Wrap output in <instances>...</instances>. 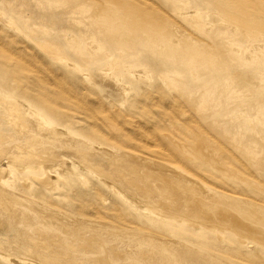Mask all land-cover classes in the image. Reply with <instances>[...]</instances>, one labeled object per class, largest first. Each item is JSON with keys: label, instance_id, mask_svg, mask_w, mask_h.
<instances>
[{"label": "rangeland", "instance_id": "374dc122", "mask_svg": "<svg viewBox=\"0 0 264 264\" xmlns=\"http://www.w3.org/2000/svg\"><path fill=\"white\" fill-rule=\"evenodd\" d=\"M191 11L198 13V23L186 15ZM73 36L78 47L68 41ZM47 41L56 45L55 53L42 46ZM256 44L262 51L252 59L255 51L248 47ZM201 83L220 91L210 94L203 106L192 102L203 90ZM228 90L235 93L228 95ZM7 96L64 114L61 128L79 131L76 136L97 160L106 157L109 147L113 153L124 148L143 151L151 162L172 168L176 182L185 176L195 179L206 195L222 200L223 208L243 215V208L264 203V152L253 159L264 151V0H0V151L13 146L1 110ZM245 112L243 123L237 114ZM253 114V121H247ZM245 137L251 142L243 145ZM57 140L43 145L59 155L55 161L61 167L52 174L74 162L73 170H81L91 182L82 174L68 179L45 213L76 228L108 224L88 248L75 250L85 258H99L97 264H151L132 255L136 245L131 240L141 222L115 204L112 191L98 186V176L83 171L71 155L78 145L69 143L72 149L62 151L67 140ZM10 160L0 157V168L8 173L3 181L7 191L0 189V250L18 256L27 245L25 232L33 233L19 211L38 219L27 206L31 188L24 183L44 187L30 171L12 167ZM35 174L45 177L43 170ZM158 194L153 188L148 198ZM100 198L106 204L95 210L91 205ZM243 218L256 219L254 214ZM48 229L67 244L84 242L73 233ZM91 232L85 235L91 237ZM123 235L126 244L118 237ZM233 235L234 242L222 244L233 257L230 264H264V253L255 250L256 233Z\"/></svg>", "mask_w": 264, "mask_h": 264}, {"label": "bare ground", "instance_id": "6f19581e", "mask_svg": "<svg viewBox=\"0 0 264 264\" xmlns=\"http://www.w3.org/2000/svg\"><path fill=\"white\" fill-rule=\"evenodd\" d=\"M186 15L193 19L194 24L199 22L197 12L191 11ZM77 39L76 36H73L68 41H74L78 47L80 42ZM233 45V43H229V47ZM42 46L54 51V53L57 50L56 45L49 41ZM164 46L168 47L169 42H166ZM258 47V45L248 47L252 52L255 51L251 57L252 59H256L258 54L261 53L262 49ZM231 52H233V49ZM79 53L83 55L82 52ZM179 53L182 54L181 51ZM38 62L40 61L38 60ZM201 86L202 92H198L196 101L192 100V102H198V105L203 106L207 104L206 100L211 96L210 94L213 95L220 91L207 83H201ZM228 91H226L228 95L235 93L233 90ZM2 101V117L6 119L10 133H13L10 138L13 140V146L12 150H9V147L2 149L0 157L9 156L11 159L9 164L12 167L22 171H30V176L42 183L44 187L39 188L27 182L24 183L27 188H31V191L27 194L28 197H26L27 206L29 210L38 215V219H29L25 212L19 211V216L29 227L33 228V233L25 232L27 245L18 256H10L0 250L2 260L7 259L11 264H97L96 261L99 260V258H85L82 253L75 252V250H80L82 247L88 248V243L96 238V234L101 233L104 228L108 227L106 226L108 224L102 225V228H90L89 226L76 228L72 223L53 220L52 216L45 213L52 200L62 195L61 188H63L64 182L82 174L81 170H73L74 162H68L59 173L52 174L56 167H61V163L55 161V158L59 155L43 145L44 142L53 143L57 139V141L59 139L67 140L62 151L71 148L69 143H71L70 145L75 144V147L78 145L77 148L74 147L75 149L72 150L71 155L78 160V164L80 163L83 171L86 170L98 176L100 178L98 186L103 190L112 191L117 200L115 204L125 208L134 220L141 222L138 229L139 233L135 234L131 240L136 245L132 249V255H137L139 259H147L148 263L151 264H230L233 257L225 252L222 244L224 242H234L233 234L242 232L256 233L255 240H258L259 244L255 250L264 253V231L262 230V226H264V211L262 210L264 203L262 201L251 209L243 208V215L249 217L254 214L256 217L254 222L244 220L243 215L223 208L219 204L222 201L221 199L206 195V192L192 177L185 176L181 183L176 182V173L172 168L158 162H151L145 158L146 156L142 155L145 154L143 151L124 148L125 150L119 153H113L109 147V150L105 153L106 157H99V160H97L88 154L85 149L86 144L76 136L79 131L73 129L74 132H71L61 128L64 114L61 113L57 116L48 107L38 102L33 106H27L19 99L8 96L4 97ZM38 110L43 111L44 114H41ZM246 114L247 112L237 114V118H243L244 123L246 120L244 115ZM256 115L253 114L251 116L253 118H248L247 121L252 122ZM257 119L259 120L261 117ZM233 122L234 120L229 119V123L232 124ZM68 127L71 129L72 126L69 125ZM248 129L256 135V128L250 126ZM22 135H24V140H16L17 137ZM104 138L95 136V139L99 142L100 140L103 141ZM248 142H251V140L245 137L243 145ZM262 145L264 148V142H262ZM155 146L157 145L155 144ZM194 150L198 152L199 148H194ZM262 152L264 151L254 154L253 159L258 160L261 158ZM172 154L174 155L173 151ZM105 159H107V166L103 161ZM38 170H43L45 177L36 176L35 171ZM7 174L6 170L0 168V189L5 192L7 188L3 186V181L6 179ZM81 176L91 182L87 175L82 174ZM153 188H156L159 194L157 197L148 198ZM183 199H186L187 202H183ZM106 201V199L100 198L98 203L91 206L98 210V204L104 206ZM183 204L187 206V209L181 210ZM222 221H229L230 223L222 226L219 224ZM191 226L199 228L193 230ZM48 228H58L65 233H73L76 240L84 242L78 245L67 244L58 233ZM88 230L92 231L91 237L85 235V231ZM228 231L233 234L231 235ZM168 234H170V237H168ZM118 237L121 239L120 241L125 242V235ZM117 239L115 238V240ZM110 249L114 250L113 246H110ZM106 253L107 255L112 254L111 251ZM114 253L118 255L117 251H114ZM0 264L5 263L0 261ZM103 264H107V262L103 261Z\"/></svg>", "mask_w": 264, "mask_h": 264}]
</instances>
